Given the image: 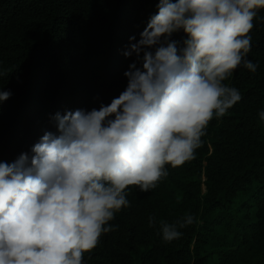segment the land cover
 Returning <instances> with one entry per match:
<instances>
[{
    "label": "trees",
    "instance_id": "1",
    "mask_svg": "<svg viewBox=\"0 0 264 264\" xmlns=\"http://www.w3.org/2000/svg\"><path fill=\"white\" fill-rule=\"evenodd\" d=\"M158 2L0 0V90L12 93L0 102V162H13L55 131V113L99 109L125 90L123 74L135 56L123 53ZM253 23L247 59L259 63L257 72L239 66L225 81L242 100L210 121L194 159L166 166L156 189L129 186L130 206L84 253V264H264V9ZM184 38L182 31L172 37ZM185 213L196 222L164 242L158 222Z\"/></svg>",
    "mask_w": 264,
    "mask_h": 264
},
{
    "label": "clouds",
    "instance_id": "2",
    "mask_svg": "<svg viewBox=\"0 0 264 264\" xmlns=\"http://www.w3.org/2000/svg\"><path fill=\"white\" fill-rule=\"evenodd\" d=\"M156 8L140 38H129L123 54L135 60L118 97L55 113V131L0 162V264H84L130 206L129 186L156 189L166 166L194 159L210 121L242 100L225 81L239 66L257 72L247 56L264 0H159ZM181 31L182 42L173 40ZM11 95L0 90V102ZM258 115L264 121V110ZM195 222L189 213L160 220L158 234L171 243Z\"/></svg>",
    "mask_w": 264,
    "mask_h": 264
}]
</instances>
